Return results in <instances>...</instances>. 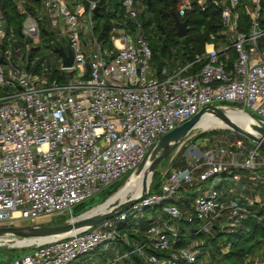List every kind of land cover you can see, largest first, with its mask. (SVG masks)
I'll return each mask as SVG.
<instances>
[{
	"label": "built area",
	"instance_id": "1",
	"mask_svg": "<svg viewBox=\"0 0 264 264\" xmlns=\"http://www.w3.org/2000/svg\"><path fill=\"white\" fill-rule=\"evenodd\" d=\"M118 1L123 17L112 27L106 44L96 34L100 0H41L39 16L25 6V0H15L25 15L22 45L3 48L0 19V227L71 212L135 170L159 137L204 106L226 111L228 104L222 103L232 102L264 127V2L245 4L250 25L244 31L239 26L241 0H212L219 9L222 37L211 35L202 56L186 63L177 59L172 61L175 66L164 64L158 75L138 19L143 8L136 6L144 0ZM205 2L177 0L176 14L183 17L204 10ZM41 17L53 36L67 39L69 66L63 65L59 54V66L53 69L31 56V41L41 38ZM203 58L201 68L192 71ZM235 147L242 150L245 145L238 140ZM259 147H249L241 160H234L232 153L229 162L222 161L218 151L206 150L191 162L162 172L156 190H148L116 217L46 241L4 264H70L115 242L131 245L145 264L193 263L197 244L176 246L180 220L196 218L197 232L204 233H212L216 225L236 228L249 215L262 220L250 208L253 202L238 198L225 202L221 189L213 185L223 172L236 182L240 171L262 180L256 170ZM207 180L212 183L200 188ZM189 197L188 207L179 204ZM156 206L159 212L147 218L153 221L144 230L143 243L120 230L127 219L138 223L145 209ZM132 230L140 232L139 227ZM146 245L170 251L169 256L146 252ZM125 257L127 253L117 251L112 263ZM247 258L259 262L258 255Z\"/></svg>",
	"mask_w": 264,
	"mask_h": 264
},
{
	"label": "trees",
	"instance_id": "2",
	"mask_svg": "<svg viewBox=\"0 0 264 264\" xmlns=\"http://www.w3.org/2000/svg\"><path fill=\"white\" fill-rule=\"evenodd\" d=\"M206 7L204 10L195 9L194 11L187 12L183 17H179L180 20L187 22V33L183 37H178L176 34V28L172 17V12H176L177 0H144L145 10L141 12L140 22L144 31L145 37L148 36L149 47L151 50V65L155 71L160 73L164 64L172 66V61L180 60L181 63L193 61L196 57H200L204 54L205 43L211 42V35H214L217 39L222 37L221 32L223 30V24L220 19L219 9L212 4V0H205ZM264 2V0H261ZM239 5V26L242 30L247 31L250 25L249 18L246 13L245 4L248 5V0H241ZM25 6L35 11L36 8H41V0H25ZM107 6L117 10L116 13L112 10H108ZM0 13L3 16L5 40L3 41V48H6L8 44L16 43L22 45L21 40V25L25 18L24 13L19 12L17 9L15 0H0ZM36 14V12H35ZM123 17V9L120 7L118 0H100L99 10L95 15L97 21L96 34L98 39L106 44L110 33H112V27L118 25ZM39 26L41 28V35H43L47 41L52 37V33L45 26V22L42 19H38ZM127 24L132 27L131 22L128 20ZM45 31H47L45 33ZM15 40V41H14ZM33 56V49L31 51ZM205 58L199 62L194 63L192 71L198 70L204 64ZM55 70L53 71V74ZM228 104V103H222ZM228 105H234L228 104ZM264 151V148H262ZM226 176L227 173L223 172L216 176ZM230 175V174H229ZM159 178L150 187L149 191H154L159 186ZM117 182L114 183L109 189L117 187ZM218 187V186H217ZM108 189V191H109ZM264 196V194H263ZM190 201V197L181 201L179 204L187 206ZM83 203L79 204L82 205ZM159 207L156 206L152 210V213H156L155 210ZM150 208L145 209V211ZM256 215L261 216L262 220H258L255 217L247 216L242 225L236 228H230L231 230L220 229L219 227L213 229L212 233L197 232L199 227V221L195 218L192 221L182 219L179 221V241L177 247L188 244L191 239H202L201 243L197 244L198 254L195 262L180 264H198V257L200 254L210 252V260L207 264H261L255 263L253 259H248L247 256L257 255L256 252H262V259L264 258V207H259L257 211H254ZM163 219H167L165 215H162ZM153 221V219H147L145 216L139 220L138 223L134 219L129 218L119 225L121 231H126L129 239H136L143 243L144 230ZM139 227L140 232L135 233L132 228ZM226 235V239L223 243H217L220 235ZM212 243L213 249L207 250V244ZM119 253H127L122 261L116 264H145L142 256H140L131 245L127 246L122 242H115ZM225 248V251L222 249ZM99 248L88 253H96ZM146 252L154 253L158 256H169L170 251L157 250L146 245ZM87 254V253H85ZM102 258L100 264H113L112 261L107 262L106 256L101 254ZM205 257V255H204ZM92 256L87 254L86 256H80L79 261L85 264ZM77 264H81L79 262ZM74 263V261L72 262ZM71 264V263H70Z\"/></svg>",
	"mask_w": 264,
	"mask_h": 264
},
{
	"label": "rangeland",
	"instance_id": "3",
	"mask_svg": "<svg viewBox=\"0 0 264 264\" xmlns=\"http://www.w3.org/2000/svg\"><path fill=\"white\" fill-rule=\"evenodd\" d=\"M144 3H138L136 6L137 8L142 7L144 11L145 7ZM141 14V13H140ZM141 15L138 16V19L140 20ZM43 19V18H42ZM44 20V19H43ZM45 22V20H44ZM45 26L47 27V24L45 22ZM147 42H149L148 36H146ZM31 44L34 46L33 48V58H35L39 63L43 62L45 66L49 69L57 68L59 66V62L57 60L58 52L56 51V48H63L67 49L68 41L65 37H57L55 36L54 39L47 41L46 38L41 35V38H39L36 41H31ZM171 63V62H170ZM169 63V65H170ZM172 65L175 66V64L172 63ZM228 104H232V102H226ZM216 104H219L216 102ZM220 105V104H219ZM223 105V104H222ZM241 109L240 106L236 105H228V109ZM224 110V109H223ZM227 110V109H226ZM212 116L215 118L213 120H207V121H200L187 135L186 137L165 157L163 158L154 168L151 174V178L149 180V187L158 180L161 173L165 170H168L171 167L176 166H182L186 164L188 161L191 162V160L195 156H200L203 154L206 150L211 151H218L219 157L222 161L229 162L231 161L232 153L235 156L234 160H241L244 157V153L249 147H253L255 143L251 142L247 138H245L243 135L231 130L230 128L226 127L224 123H222L221 120L217 118L215 114H212ZM219 120V121H218ZM221 121V122H220ZM240 140L243 145H245L242 150H237L235 147L236 142ZM160 141V138L156 141V143L153 145L152 149L150 150V153L148 155L149 159H152L155 157V155L160 151V148L158 149L157 145ZM221 150H228L229 153H221ZM242 152V153H241ZM259 156L257 158V165L256 170L258 172L264 171V151L262 150V147L260 146L258 148ZM154 154V155H153ZM199 161H202L200 159ZM205 167H201L199 171L203 170ZM143 174L144 172H137V170H133L130 172H127L123 174L120 179L117 181L118 186L113 189H105L99 193L94 194L89 199L85 200L82 205H76L72 208L71 212H63L60 214H53V215H43L38 217L33 222L21 219L17 225L19 226H27V225H58V224H64L68 222L71 218H77L83 213H86L91 210H101V209H109L111 206L118 203L120 200H124L125 198H129L132 195H135V193H140L142 188V180H143ZM230 181V176H216L213 181L214 186H220L222 181ZM212 183L211 180L204 181L199 184V187L202 189L207 188ZM257 183V182H256ZM129 184V185H128ZM246 187H248V184H244ZM128 185V186H127ZM259 187L256 189L260 188ZM195 188V187H194ZM109 189V191H108ZM245 190L244 188L242 189ZM118 194V195H117ZM136 194V195H137ZM238 196H240V193H236ZM257 194V193H256ZM264 187L261 188V199L259 198L258 204L259 207H264ZM246 197V198H243ZM241 197L245 203L250 202L251 199L254 198V196H243ZM242 201V202H243ZM152 209L144 211V216L146 218H149V216L152 214ZM156 213L159 212V209L155 210ZM226 230H229V228H224ZM59 237V236H57ZM57 237L52 238H45V239H22L19 237H14L11 235H3L0 236V264H4L8 260L19 256L23 253L29 252L33 248L45 243L46 241H49L51 239H55ZM217 243L221 244L226 239V235H220L218 237ZM203 239V238H202ZM202 239L189 240V243L199 244L201 243ZM25 241V242H24ZM213 249V244L208 243L207 244V250L211 251ZM222 251H225V248L222 249ZM259 256V262L261 264H264V258L262 259V252L258 251L256 252ZM89 256H92L93 253H87ZM87 254H83L82 256H86ZM205 255V257H204ZM210 252H206L205 254H200L198 257L199 261L198 264H207L210 260ZM96 259V258H95ZM79 261V258L74 261V263L71 264H77ZM102 261V258H98V261ZM81 262V261H79ZM88 263V262H86ZM258 263V262H257ZM81 264H85V262H81ZM96 264V263H95Z\"/></svg>",
	"mask_w": 264,
	"mask_h": 264
},
{
	"label": "water",
	"instance_id": "4",
	"mask_svg": "<svg viewBox=\"0 0 264 264\" xmlns=\"http://www.w3.org/2000/svg\"><path fill=\"white\" fill-rule=\"evenodd\" d=\"M35 12L39 16V9L36 8ZM97 13V11H95ZM172 17L174 20V25L176 28V34L178 37H183L187 33V22L185 20H180L175 12H172ZM0 19H3L0 13ZM47 31H45L46 33ZM58 54L62 57L63 65L69 66L71 64V52H67L63 48H56ZM215 114L219 120H221L226 127L231 130L243 135L245 138L250 140L255 144H259L264 148V127L258 125L252 116L250 118L253 120V125L250 129H245L235 123L226 113L223 108L217 105H207L200 109L195 115L190 119L184 121L177 127L168 131L160 138L157 145L160 151L152 159L148 158L150 149L146 154L145 158L137 165V172L143 171L142 188L138 195H132L129 198L120 200L115 205L111 206L109 209L101 210H91L86 213L81 214L77 218H71L68 222L58 225H27V226H1L0 236L11 235L14 237H19L22 239H45L57 236H64L69 233L93 227L109 218L116 217L121 211L127 209L129 206L137 202L143 195L149 190V180L151 178L152 171L155 166L165 158L185 137L186 135L197 125L200 119L205 114ZM154 155V154H153ZM148 174H150L148 180Z\"/></svg>",
	"mask_w": 264,
	"mask_h": 264
},
{
	"label": "crops",
	"instance_id": "5",
	"mask_svg": "<svg viewBox=\"0 0 264 264\" xmlns=\"http://www.w3.org/2000/svg\"><path fill=\"white\" fill-rule=\"evenodd\" d=\"M45 22L47 24V21H45ZM54 37L55 36L52 35L50 40L54 39ZM56 58L58 59V56ZM239 173H240V180L239 181H237V182L233 181L231 178V180L228 182L223 180L222 183L220 184V186H218L222 191V198L225 202L229 198H238L241 201H243V199L241 197H243L244 195L245 196H251V197L253 195L254 198L250 200L251 202H253V204L250 206V208L253 211H257V209L259 208V205H257L259 203L258 199L259 198L261 199V195H260L261 188L264 187V171L258 172L260 174V177H263L262 180L254 179L248 171H240ZM226 176H230V175L227 174ZM242 183L248 184L249 186L246 187ZM260 184H261L260 188L256 189L257 187H259ZM243 188L245 190H243V192H242ZM236 193H240V196H238ZM243 198H246V197H243ZM254 203H257V204H254ZM117 251L118 250H117V247L115 244L109 245V247H107L106 249L99 248V250L92 255V258L88 261V264H95V263L100 264L101 261H99L98 263L96 261H98V258H100L99 256L101 254H104L106 256L107 262H110V261H112V259L116 255ZM114 264H116V263H114Z\"/></svg>",
	"mask_w": 264,
	"mask_h": 264
},
{
	"label": "bare ground",
	"instance_id": "6",
	"mask_svg": "<svg viewBox=\"0 0 264 264\" xmlns=\"http://www.w3.org/2000/svg\"><path fill=\"white\" fill-rule=\"evenodd\" d=\"M227 115L235 122L237 123L239 126L245 128V129H250L253 125V120L250 118L249 115H247L246 113H244L241 110L238 109H227L226 110ZM215 119L212 114L208 113L205 114L200 121H207V120H213ZM199 121V122H200ZM219 121V120H218ZM198 122V123H199ZM221 122V121H220ZM197 123V124H198ZM223 123V122H222ZM150 174H148V180H149ZM129 185V184H128ZM127 185V186H128ZM137 193H135L136 195ZM139 194V193H138ZM137 194V195H138ZM118 195V194H117ZM25 242V241H24Z\"/></svg>",
	"mask_w": 264,
	"mask_h": 264
}]
</instances>
